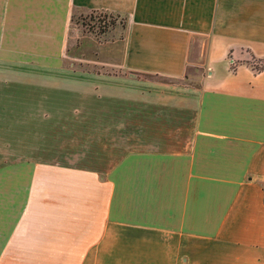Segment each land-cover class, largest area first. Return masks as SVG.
<instances>
[{"label":"crops","instance_id":"1","mask_svg":"<svg viewBox=\"0 0 264 264\" xmlns=\"http://www.w3.org/2000/svg\"><path fill=\"white\" fill-rule=\"evenodd\" d=\"M86 11L122 74L65 69ZM263 61L264 0H0V264H264Z\"/></svg>","mask_w":264,"mask_h":264},{"label":"rangeland","instance_id":"2","mask_svg":"<svg viewBox=\"0 0 264 264\" xmlns=\"http://www.w3.org/2000/svg\"><path fill=\"white\" fill-rule=\"evenodd\" d=\"M125 20L120 17L100 12L73 13L67 31L64 67L66 70L82 71L91 74L113 73L122 74V69L111 65L116 64L121 55L122 37ZM110 63V65H107ZM264 63V61L262 62ZM104 64V65H103ZM264 64H262L263 66ZM189 65L183 74V79L155 78L148 75H138L137 78L162 82L165 84H183L185 87H197L199 75L203 69ZM260 66V65H259ZM261 67V66H260ZM121 72V73H120ZM8 133L0 132V158L14 149L2 148ZM21 150V149H20ZM28 151V149H24ZM72 166H83L71 164ZM47 168H40L46 171Z\"/></svg>","mask_w":264,"mask_h":264},{"label":"trees","instance_id":"3","mask_svg":"<svg viewBox=\"0 0 264 264\" xmlns=\"http://www.w3.org/2000/svg\"><path fill=\"white\" fill-rule=\"evenodd\" d=\"M261 68H264V65Z\"/></svg>","mask_w":264,"mask_h":264}]
</instances>
